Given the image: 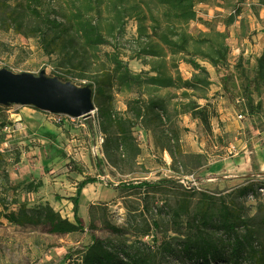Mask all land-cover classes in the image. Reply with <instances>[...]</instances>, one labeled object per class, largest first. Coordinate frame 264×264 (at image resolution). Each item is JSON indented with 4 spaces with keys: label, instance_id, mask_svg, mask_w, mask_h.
Segmentation results:
<instances>
[{
    "label": "rangeland",
    "instance_id": "374dc122",
    "mask_svg": "<svg viewBox=\"0 0 264 264\" xmlns=\"http://www.w3.org/2000/svg\"><path fill=\"white\" fill-rule=\"evenodd\" d=\"M132 2L133 0H129V4ZM211 3L220 12V17L214 21L217 25L223 20L224 23L232 22L237 15L242 14L241 25L247 29V33L257 34L262 27L264 31V0H212ZM150 5L159 22L158 34L153 38V41H158L166 22L162 17L163 9L155 1H151ZM106 7V4L102 6L104 12ZM201 7L204 8L205 5ZM232 8H236V11L232 12ZM126 9L130 12L129 5H123L118 10ZM118 10H111L112 14L115 15ZM3 12L4 10L0 11V18L3 17ZM3 23L0 22L1 27H7ZM146 24L148 29L140 30V21L136 17L126 18L124 39L127 46L146 43V37L144 34L141 37L140 34L150 33L152 22L148 21ZM200 29L197 20L190 23L193 34H199ZM249 48L252 50L249 52L250 58H243L241 65L232 64L229 56L226 62L211 69L205 87L194 89L199 102L206 104L209 101L217 116L212 119L211 132L190 116L182 115L177 118L181 128L183 155L178 156L181 162H175L155 142L151 131L135 130V146L125 151L113 150L107 154L104 145L100 143V137L104 134L99 127L97 107L91 116L73 119L65 114H52L33 106L0 105V197L7 199L14 208H18L20 203H25L28 208L50 204L62 217L73 221V203L70 197L76 193L77 184L84 177H97L99 182L88 184L80 199L79 214L87 230L93 221L97 225L95 234L108 239L115 236L110 225L126 227L128 236L134 238L140 235L144 241L147 239L142 236L154 229L151 219L153 216L161 225L155 230L162 234L169 227V222L167 209L161 207L166 201L174 203V190L169 187L160 191L153 188L149 196H145L139 189H114L108 187L107 183L117 186L122 182H155L173 178L184 187L227 195L229 192L226 190L229 189L222 188L224 186L221 183L224 176L226 180H231L229 176L233 175L232 154L238 153L240 157L246 149L257 150L261 144L258 140L263 132L255 133L253 127L264 128V123L261 122L264 103L256 94L258 90L260 94L264 91V79L259 84L254 82L258 70L257 59L264 51V45L257 46L253 42ZM112 51L111 46L104 45L97 47L92 53L98 61L106 62L110 67L112 63L106 54ZM180 57L181 55L177 56L178 62H171L170 57L164 62L162 59H149L147 61L157 69L152 71L150 64H146L142 58H132L130 50L121 49L120 58L132 71L148 73L144 74L143 82L137 86L117 81L111 94L115 111L125 113L130 98L139 93L146 95L150 92L153 88L151 77L158 73L162 77L171 76L173 80L179 76L191 79L195 69L192 65L179 61ZM172 64L176 67H172ZM202 64L206 66L205 62ZM4 68L17 73L39 74L45 71L48 76L63 71L58 66V58L47 55L37 37H26L13 28L0 30V69ZM241 71L243 74L239 75ZM63 75L78 85L88 83V80L78 79L71 74ZM162 77L159 84L163 85L167 81ZM167 91L168 88L160 87L161 95H165ZM171 91L180 94L182 90ZM251 93H254L252 101L247 99L244 102L243 98L246 99ZM239 114L243 118H239ZM6 125L12 126L13 130L6 131ZM251 173L253 174L244 177L241 183L244 185L254 182L255 192L237 197L239 195L232 191L230 195L232 200L238 199L245 206L248 215L261 217L264 214V170L254 165ZM144 203L149 207L144 209ZM90 240V231L55 234L50 233L49 227L44 224L18 225L2 218L0 264H75L74 261L65 260L64 255L71 247L85 245Z\"/></svg>",
    "mask_w": 264,
    "mask_h": 264
},
{
    "label": "trees",
    "instance_id": "16d2710c",
    "mask_svg": "<svg viewBox=\"0 0 264 264\" xmlns=\"http://www.w3.org/2000/svg\"><path fill=\"white\" fill-rule=\"evenodd\" d=\"M163 9L162 17L166 27L158 41V19L150 2ZM106 4V11L102 6ZM196 0H0V11L4 10L0 22L6 29H15L26 37H37L49 56L58 58L62 73L54 76L70 81L65 74L88 80L87 85L94 90V103L98 108V122L104 134V151H125L135 146L134 131H151L155 142L167 151L175 162H181L183 155L179 116H190L198 120L204 128L212 131V119L217 116L209 101L202 104L195 97V88L206 86L210 72L202 62L217 67L226 62L230 55L226 31H201L195 35L190 31V23L197 19ZM128 6L124 11L121 6ZM111 7V8H110ZM94 8V9H93ZM117 9L115 15L113 9ZM111 9V10H110ZM95 10V11H93ZM136 17L140 30H147V22H152L149 32H141L146 43L137 46L126 45L124 39L125 21ZM113 48L106 56L112 66L98 61L92 51L99 46ZM121 49H128L132 58L147 60L170 57L171 62L190 64L195 69L191 79L162 77L161 73L151 77L153 88L146 95L139 93L127 102L125 113L115 111L112 105V91L117 81L130 85H140L144 74L132 71L120 58ZM177 60V61H176ZM241 57L236 65H241ZM258 70L254 82L264 79V51L257 59ZM172 67H176L172 64ZM243 70L244 67H241ZM245 70V69H244ZM197 71V72H196ZM243 74L241 71L239 75ZM161 77L167 81L159 84ZM163 86L169 91L161 95ZM182 90L175 94L171 90ZM259 93L260 91H256ZM251 96L247 99L252 101ZM138 148V147H136ZM1 156V155H0ZM99 182L97 177H84L77 184V191L70 197L73 203L74 220L62 217L50 204L28 208L25 203L14 208L7 199L0 197V220L7 219L18 225L44 224L50 233L71 234L90 231L91 240L85 245H76L64 255L65 260L75 264H264V214L250 216L238 199L232 200V191L237 197L255 192V183H245L242 187L228 188L227 195L211 193L206 189L184 187L176 179L164 178L159 181L122 182L114 189H139L149 196L153 188H163L175 192L174 203L166 201L161 208L167 209L169 227L158 234L160 222L153 216L154 229L142 241L139 236H128L127 228L110 225L116 236L108 239L95 234L97 225L92 221L89 230L79 214L83 189L88 184ZM166 186V187H165ZM241 186V185H240ZM239 189V191L237 190ZM149 205L144 203L143 208ZM150 210H148L149 212ZM130 225V224H129ZM131 226V225H130ZM156 231V232H155ZM144 234V233H142ZM141 234V235H142Z\"/></svg>",
    "mask_w": 264,
    "mask_h": 264
},
{
    "label": "water",
    "instance_id": "95a60500",
    "mask_svg": "<svg viewBox=\"0 0 264 264\" xmlns=\"http://www.w3.org/2000/svg\"><path fill=\"white\" fill-rule=\"evenodd\" d=\"M20 104L73 118L91 116L96 109L94 90L45 71L17 73L0 69V105Z\"/></svg>",
    "mask_w": 264,
    "mask_h": 264
},
{
    "label": "crops",
    "instance_id": "0c3cea01",
    "mask_svg": "<svg viewBox=\"0 0 264 264\" xmlns=\"http://www.w3.org/2000/svg\"><path fill=\"white\" fill-rule=\"evenodd\" d=\"M212 0H198L196 5L197 10V23L201 28V31H210V30H218V31H226L228 34L227 42L230 46V60L232 64H236L238 60L243 58H250L249 52L252 50L249 48L251 44L254 42L257 46L264 45V31L263 27L257 34L253 32H248L247 29L243 28L241 25L242 14L237 15L232 22L224 23L222 21L221 24L217 25L216 21L217 17L220 15V12L217 11L218 7L213 6L211 3ZM233 2V1H232ZM202 8L201 6H204ZM232 12L236 11V8H232ZM246 10V8H245ZM220 17V16H219ZM245 32V33H244ZM244 63V62H243ZM209 72L213 68L212 65L209 63H205ZM261 93V92H260ZM256 93L257 97L263 99L264 103V91L262 94ZM261 122L264 123V112L261 118ZM264 125V124H263ZM239 126V125H238ZM264 127V126H263ZM255 133H259L262 131L263 133L260 134L259 142L261 143L257 150H245L244 154L238 157V153L232 154V170L233 175L229 176L231 180H226V176H224L221 183L225 188L228 187L230 189L236 188L243 183H241L244 177H249L253 173L251 171L254 170V165L258 167L260 170H264V128L260 129L259 127H253ZM246 173V174H243ZM217 174V173H213ZM231 183V184H230ZM230 184V185H228Z\"/></svg>",
    "mask_w": 264,
    "mask_h": 264
},
{
    "label": "built area",
    "instance_id": "2783aa9c",
    "mask_svg": "<svg viewBox=\"0 0 264 264\" xmlns=\"http://www.w3.org/2000/svg\"><path fill=\"white\" fill-rule=\"evenodd\" d=\"M242 100H243V99H242ZM238 102L240 103V100H238ZM52 114H54V113H52ZM238 116H239V118H243V115H241V114H239ZM69 117H70V116H69ZM71 118H73V117H71ZM73 119H74V118H73ZM19 125H21V124H19ZM4 129H5L6 131H12V130H13V127H12V126H9V125H6ZM103 141H104V136L101 135V137H100V143L103 144Z\"/></svg>",
    "mask_w": 264,
    "mask_h": 264
},
{
    "label": "bare ground",
    "instance_id": "6f19581e",
    "mask_svg": "<svg viewBox=\"0 0 264 264\" xmlns=\"http://www.w3.org/2000/svg\"><path fill=\"white\" fill-rule=\"evenodd\" d=\"M91 185V184H90Z\"/></svg>",
    "mask_w": 264,
    "mask_h": 264
}]
</instances>
